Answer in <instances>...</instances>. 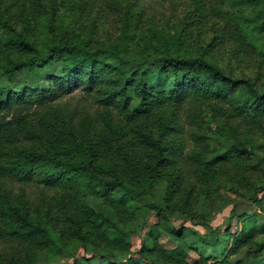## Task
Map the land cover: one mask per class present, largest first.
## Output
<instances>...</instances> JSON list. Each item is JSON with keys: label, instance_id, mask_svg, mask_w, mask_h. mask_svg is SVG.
Wrapping results in <instances>:
<instances>
[{"label": "trees", "instance_id": "16d2710c", "mask_svg": "<svg viewBox=\"0 0 264 264\" xmlns=\"http://www.w3.org/2000/svg\"><path fill=\"white\" fill-rule=\"evenodd\" d=\"M80 1L123 14L119 27L99 40L57 0H0V264H63L80 248L83 264H210L189 261L171 216L208 226L202 211L233 194L260 213L231 264H264V0H231L232 13L191 0L167 21L159 7L178 0ZM151 214L140 260L116 259Z\"/></svg>", "mask_w": 264, "mask_h": 264}, {"label": "rangeland", "instance_id": "374dc122", "mask_svg": "<svg viewBox=\"0 0 264 264\" xmlns=\"http://www.w3.org/2000/svg\"><path fill=\"white\" fill-rule=\"evenodd\" d=\"M57 2L58 5L56 7L60 9V12L67 16L68 20H76L79 18V23H83L87 28H90L91 26L94 31H96V38L99 40H104L108 37L110 32H115V29L119 27V23L123 17V14L112 15L107 11V13L103 12L102 14H99V9H96L93 13H89V10L85 9V5H83L80 0H57ZM178 2V6L180 7L177 10L178 13L174 10L173 3H166L163 6H160L158 9V16L161 18L160 20L167 21L175 15V18H182L186 11L191 8V0H178ZM222 7L231 13L236 12L239 9V5L232 4L231 0L225 1L222 4ZM172 20H174V18ZM200 31H204V33L201 34L206 36L210 33L209 28L205 26L197 29L192 35L193 43H196L197 46H199V40H207V37L200 35ZM229 53L230 52H226L224 50L217 52V54H220V57L223 56L226 58ZM221 62L224 63L223 58ZM46 71L51 70L49 68ZM29 78V75L26 73L19 75L20 81H25ZM36 81L41 84L45 83L40 78H38ZM261 184L264 187V182ZM164 190V186L159 185L155 191V195L158 196L160 201H162ZM259 195L263 196L264 198V190L259 192ZM211 208L212 209L208 212L204 210L202 211V213H204L205 220L207 223H209L208 226L202 225V219L200 222H196V220L188 219L180 212H175V214L171 216V220L175 226L178 227V229L183 231V241L186 242V247L191 248L188 253V259L190 262L200 259L201 256H208L210 258V264H214L216 261H223L224 259L230 264L234 263V261L241 256V252L240 254L235 255L230 251L233 240L237 238L245 229V216L247 215L249 217H253L256 213H260V209H258V207L253 204L247 203L244 198L234 194L231 195L230 200L220 199L218 202L212 205ZM158 221L159 219L157 215L151 214L147 218L146 226L137 234H134V236L131 238L130 249H116L113 256L116 259L123 261L127 260L128 258L140 260L138 251L141 249L144 242L152 243V240L149 238V231L151 230L152 226L158 223ZM221 239L223 248H221L219 245L220 242H218L221 241ZM159 241L160 244L167 249L180 247V242L178 243L176 240L172 239L166 234L160 235ZM103 253L104 255L101 256H109L107 252ZM84 255L90 254L80 248L77 251L75 257L63 256L62 260L60 259V261L63 264H83L82 262Z\"/></svg>", "mask_w": 264, "mask_h": 264}]
</instances>
